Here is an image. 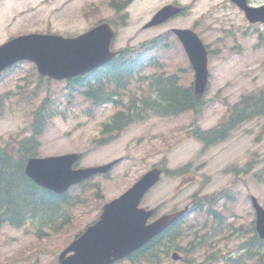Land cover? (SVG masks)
Here are the masks:
<instances>
[{
	"label": "rangeland",
	"instance_id": "1",
	"mask_svg": "<svg viewBox=\"0 0 264 264\" xmlns=\"http://www.w3.org/2000/svg\"><path fill=\"white\" fill-rule=\"evenodd\" d=\"M110 1L0 0V43L29 32L75 35L97 21L110 20L115 24L116 31L112 49L135 46L137 54L142 42L155 39L157 45L153 54L165 62L166 71L180 77L181 84L189 85L192 71L180 43L171 36V27L194 26L208 40L211 41L213 37L212 43L216 50L223 48L222 42L216 43V36L222 31L217 29L219 26L232 25L231 21L235 20L241 23V30L249 27L246 20L243 23L242 13H236L237 7L231 0H133L121 12L115 11L109 5ZM174 2L185 7L181 17L143 29L144 22L160 7ZM263 2L250 0L251 4ZM258 27L264 38V24ZM240 29L233 32L244 43V49L239 53H227L225 50L218 55V59H209L210 83L195 118L196 125L201 128L215 125L224 116L228 105L237 101L241 94L264 85V44L257 46V33L251 27L247 33ZM168 37V42H165L167 47L162 46ZM221 38L226 41L229 34H222ZM232 46L234 51H238L241 45L232 43ZM151 48L152 45H146L143 49L146 56H149ZM225 53L226 57L223 56ZM154 61L158 60L155 58ZM23 62L0 76V142L29 135L31 122L27 114L31 115L48 97L42 107L47 112L52 111L49 115L45 112L51 118L46 119L44 131L38 139L37 155L72 151L87 154L76 166L100 165L118 156L124 159L114 165L108 177L97 175L81 189L84 193L77 195L87 197L88 202L74 205L69 213L76 222L72 221L52 238H37L31 226L13 229L0 225V264H55L59 248L97 216V204L121 194L153 164L162 165L163 162L162 166L171 172L188 161L191 163L183 175L163 174L160 182L148 192V197L142 200L143 204H160L161 211H166L182 206L194 193L217 194L223 189L226 191L223 194L228 196L210 206V209L218 210L216 220L201 212L188 214L184 219L187 230L176 244V250L184 258L173 261L163 252L159 264H257L259 255L250 256V251L257 250V247L252 246L257 244V240L252 237L253 232L248 230L254 220L249 197L254 195L264 207V117L240 124L227 139L210 148L202 149L200 142L191 137L189 125L195 119H191V113L188 112L172 118L151 116L131 124L118 138L99 144V140L113 133L112 129L103 131L102 124L112 119L114 108L111 105L101 107L92 104L91 100L79 93L78 86L70 87L59 80H40L32 64ZM162 69L156 64L148 65L140 73L150 75ZM19 88L26 93L23 94L25 99L21 101L16 93ZM133 90L134 85L122 99L127 101L128 92ZM21 110H30V113ZM247 162L250 163L249 167L240 171L235 180L225 171V167L232 164L245 168ZM253 173L256 175L253 176ZM92 185H96V188H92ZM96 189L98 195L95 193L89 197L90 191ZM77 192L68 195V199H76L74 194ZM94 202L97 204L94 205ZM204 220L205 227H199L197 233L199 241L193 245V231ZM171 249H174V245ZM259 249V252L263 250L264 244ZM25 256L28 262L21 260Z\"/></svg>",
	"mask_w": 264,
	"mask_h": 264
},
{
	"label": "water",
	"instance_id": "2",
	"mask_svg": "<svg viewBox=\"0 0 264 264\" xmlns=\"http://www.w3.org/2000/svg\"><path fill=\"white\" fill-rule=\"evenodd\" d=\"M232 1L244 9L250 21H264V5L249 7L246 0ZM178 11L179 8L166 5L155 13L145 26L161 23ZM174 32L183 42L191 59L195 69L194 92L196 97H200L207 82L205 48L192 31L176 29ZM112 35L113 31L109 24L102 23L71 38L49 34L19 36L0 46V70L16 60L27 58L36 63L41 75L54 78L78 75L104 63L113 55L109 52ZM78 156L65 154L44 159L30 158L25 166V172L37 184L62 193L71 183L78 182L95 172H105L111 165L72 169L71 165ZM158 176L159 168L155 167L125 193L104 204L99 220L61 252L60 264H108L112 261L109 257L111 249L117 255H123L180 215L183 211L165 215L145 225L151 211L138 208L137 204ZM252 202L256 210L255 227L260 237L264 238V209L254 198ZM70 250L74 253L65 257Z\"/></svg>",
	"mask_w": 264,
	"mask_h": 264
},
{
	"label": "trees",
	"instance_id": "3",
	"mask_svg": "<svg viewBox=\"0 0 264 264\" xmlns=\"http://www.w3.org/2000/svg\"><path fill=\"white\" fill-rule=\"evenodd\" d=\"M130 1L111 0L109 5L121 11ZM137 67V59L121 55L92 72V76L72 80L74 84L85 86L83 93L87 98L95 102L111 100L118 105L112 123L106 124L105 128L112 126L121 130L131 121L144 118L150 109L158 114H174L197 107L198 102L193 98L191 88L176 86L171 80L173 77L165 78L163 85L150 80L147 83L149 93L142 87L137 88V93L135 88L133 92H128L127 101H123L121 93L133 83ZM258 115H264V89L242 96L239 102L231 106L226 120L218 129L200 132L199 137L205 143L225 138L229 129ZM35 149V142L29 139L18 142L17 147L13 143L0 145V223L19 226L30 219L38 223L55 224L58 219L51 217L65 212L61 210L60 204L63 196H56L38 187L24 175L25 157Z\"/></svg>",
	"mask_w": 264,
	"mask_h": 264
},
{
	"label": "flooded vegetation",
	"instance_id": "4",
	"mask_svg": "<svg viewBox=\"0 0 264 264\" xmlns=\"http://www.w3.org/2000/svg\"><path fill=\"white\" fill-rule=\"evenodd\" d=\"M155 213H156V215H157V216H155V217L157 218V217L159 216L158 208L156 209ZM159 242H160L159 237H156V238L153 239L149 244H147L146 246H144V247H142V248H140V249L137 250L136 253H137V254L140 256V258H141V260H140L139 263L137 262V256L135 255V256H133V257L136 258V259L134 260L136 263L132 262L131 260H127L125 264H142V253H143V251H144L145 249H148V250H149V249H150V246H152L153 249H154V248L157 249V248H156V245L159 244Z\"/></svg>",
	"mask_w": 264,
	"mask_h": 264
}]
</instances>
